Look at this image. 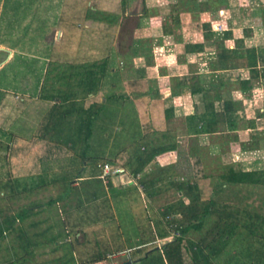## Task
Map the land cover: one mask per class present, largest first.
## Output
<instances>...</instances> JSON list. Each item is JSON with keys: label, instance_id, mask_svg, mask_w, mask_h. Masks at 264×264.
I'll return each mask as SVG.
<instances>
[{"label": "rangeland", "instance_id": "obj_1", "mask_svg": "<svg viewBox=\"0 0 264 264\" xmlns=\"http://www.w3.org/2000/svg\"><path fill=\"white\" fill-rule=\"evenodd\" d=\"M123 1L66 0V9L59 17V26L63 27L65 34L59 42L52 45V49L44 48L43 44L38 43L40 33L37 31L40 32L41 29H34L36 34L33 36L21 35L19 40L14 41L15 44L20 41L21 44L33 46L42 56L50 55L43 82L40 86L38 83H32L39 95L42 91H54V86L60 85L62 78L64 82L68 77L69 73L64 77L65 72H69L74 66L80 67L78 64H102L109 56L108 67L111 64L115 66L117 60L116 56H112L113 48H117L119 53L122 52V55H118L120 59L125 58L124 52H129L126 57L129 60L135 52L145 56L152 54L149 56L152 58H145L151 61L145 62L146 65L154 64L161 57V63L173 65L176 58H182V55L186 54L182 52L185 39L190 40L204 31L214 30L213 25L217 26V31L232 29L233 39L229 40L232 46L235 45L236 39L246 36L245 28H253L250 31L251 36L246 37L244 41L248 45L264 47V11L261 10L264 0H232L233 4L237 3L235 8L217 4V0H170V4L164 5H160L164 0H158L159 3L156 0H145L148 8L141 19L136 12L144 11L142 0H127L129 4L125 12ZM233 11H236V16H233ZM162 16H165L166 20L161 28L172 29L170 36H167L169 39L160 37L157 33L151 36L153 31L155 34L158 30L157 26L162 25ZM176 17L180 20H175ZM88 22L92 23V26L86 28ZM87 32L90 35L86 34ZM86 36L90 40L84 43ZM160 43L162 45H159ZM217 46H209L210 53L204 54V57H211L215 55L213 52H219ZM201 58V54L189 58L195 63L193 76L200 75L196 76L198 81H210L217 67L202 69L198 65ZM33 61L34 59L29 62L26 60L25 67L20 69L18 65L22 64L23 58L18 57L5 71L7 75L13 76V80L29 77V72L33 70ZM203 61L209 63L210 60ZM161 63L158 64L159 67L156 66L157 72L167 70ZM75 67L73 71L78 69ZM102 70V66L96 68L94 76L89 79L96 81V88L99 89L97 95H89L84 102V86L76 84L78 79H73L72 93L66 91L67 88L62 89L63 91L59 88L56 91L55 95L59 99L70 94L73 100H60L64 106L53 111L52 107L47 109L43 118L46 117L48 121L38 125L37 141H42V157L51 160L50 163H44L45 169L51 173L31 181L26 192L13 194V186L8 184L9 189H5L7 187L2 185L5 192L1 193L0 190L1 216L18 211L20 218L29 217L33 212L30 208L38 203L45 206L47 209L41 212H47L46 215L37 217L57 220L55 223L46 222L42 232L48 241L47 253L53 256V262L59 260V264H84L91 258L105 255L99 264H120L130 257L127 252H117H129V249H135L131 254L133 264H168L162 247L167 241L152 240L158 237L162 229L169 232V239L174 240L178 235V227L188 223L192 212L188 205L192 203L193 197L187 195L185 190H177L173 185L175 181H185L192 185L196 183L203 200L216 195V199L221 203L220 209L235 211V216L240 217L241 221L250 219L246 211L264 216L263 187L225 185L221 184L219 178L228 164L237 168H264V128L250 129L245 122L264 111V86H260L254 79L253 89L246 93H237L236 97L241 100L240 115L244 116L239 121L238 129L228 131L220 124L218 131L201 134L194 133V130L189 128L185 115V112L188 113L194 108L204 110L205 103L200 98L195 101L197 104H185L177 99L175 105L183 110L167 119L165 109L170 102H158L154 106L148 103L153 99L146 101V98L139 95V91L131 90L128 94L117 91L115 88L122 86V82L117 79L118 72L108 76L106 71L102 76ZM233 72L234 70H225L222 73L230 75ZM39 73L41 74L40 69L36 74ZM152 75L150 72L147 76L149 81L138 82L140 91L156 90L159 84ZM32 77L35 79L34 75L30 79ZM170 84H175L174 78ZM7 86L14 91L21 90L23 82H0V100ZM239 87V83L230 82L226 89L236 93ZM168 94L167 92L166 95ZM97 100L103 104L100 105L101 110L93 117L88 136L83 133V130L88 129V122H83L78 109L82 104L90 106ZM143 104L145 108H142ZM52 119H56V123L51 124ZM150 128H154L156 132L144 138L143 134L151 132L148 130ZM153 137L156 139L151 142ZM160 137L161 141H175L176 151L158 155L138 176L133 174L131 166H121L119 160H116L117 153L127 150L125 153L133 154L143 146H149L151 143L156 145ZM198 159L202 162L199 165L196 163ZM104 161H109L113 167H123L126 171L111 175V183L108 184L107 177H102L103 172L98 165L105 163ZM199 167L203 168L205 176L197 170ZM41 182L49 183L50 186L42 189L39 187ZM20 185L16 188H20ZM50 201L58 203L59 206H50ZM216 220L217 215L213 216L202 230H193L188 238L202 245L208 244L218 231L213 226ZM253 220L257 221L256 217ZM190 221L194 220L191 218ZM55 225L58 226L57 230L53 228ZM240 230L241 235L232 237L223 248L218 247L220 253L215 257L216 264H264V240L249 236L242 226L238 228V231ZM262 231L264 232V228ZM150 241L152 242L145 244ZM150 250L152 252L147 253ZM57 251L62 254L55 256ZM116 253L118 256L113 255ZM146 255L145 263L136 260L138 256Z\"/></svg>", "mask_w": 264, "mask_h": 264}, {"label": "crops", "instance_id": "obj_2", "mask_svg": "<svg viewBox=\"0 0 264 264\" xmlns=\"http://www.w3.org/2000/svg\"><path fill=\"white\" fill-rule=\"evenodd\" d=\"M65 1L66 0H0V82L14 80L23 82L21 90L14 91V89L7 86L6 89H4V95L0 100V178L3 177V179L0 180V190H2L1 193H3V191L5 192V190H3L4 186L7 187L5 189H9V186H13V189H11V191H14L12 192L13 194L26 192L28 190L29 183H32L31 181H35L38 177L51 173V171H47L44 166V163H50L51 160L49 158L42 157L44 152L40 148L42 141H37L36 133L38 125L42 122L47 109L54 105V101L41 99L39 97V91L35 90V85L32 84L38 83L40 86L43 82V76L47 73V62L50 59V55L48 54L42 56L34 50L33 46L21 44L20 41L15 44L14 41L19 40L18 38L21 35L33 36L36 34L35 31L37 29H41L40 32L37 31L40 33V36L37 38L38 43L43 44L42 47L44 48L52 49V45L59 42L65 34L63 27L59 26V23H61L59 21L61 12L66 9ZM156 1L159 3L158 0ZM142 2L144 11L136 12L140 19L144 17V12L147 7L145 0H142ZM163 2L164 3L160 5H164L165 3L170 4V0H164ZM90 3L93 5L92 1ZM161 19H163V21H161L162 25L157 26L160 29L158 28V30L155 31V34L153 31L151 36H154L157 33L158 36L167 38V36H170L172 33V29L171 27L168 29H162L166 18L165 16H162ZM152 20L153 18L150 20L151 27ZM89 26H92V23L88 22L85 27L88 28ZM86 34L90 35L89 32ZM167 39H169V37ZM89 40L90 39L86 36L83 42L85 43ZM189 41H194V37L190 40L185 39V43L182 45L184 51L182 52L186 54L182 55V58H176L173 65H167V62L161 63L162 57H159L160 59L158 61L155 60L156 62L154 64L146 65L149 60L145 58H152L149 57L152 54L145 56L143 54L139 55L135 52H133L132 57L129 60L126 59L129 52H124L125 58L120 59L118 58V55H122V52L119 53V50H116L117 48H113L114 51L112 56H116L117 63L115 66L111 64L108 67L107 74L108 76H112L114 72H118L117 79L122 82V86L119 85L120 88L117 86L115 90L122 91L125 94L131 92V90L137 92L139 91V95L146 98V101L153 99L148 101V103L154 104V106H156L158 102H170L167 108L172 110L173 116H176L177 112L183 110L180 106L178 107V105H175V101L177 99L184 101L185 104L188 102L194 104L195 98L198 97L197 95H190V92L187 89L183 92L173 94V90L177 89L179 79L184 76H189V81L193 83L194 80H198L196 76L200 77V75H196L195 77L193 76V74H195L193 73L195 63L192 62V59L189 60V58H191L192 55L201 54L202 60L200 59V63L198 65H200L202 69L209 67V63L207 61V63L203 61L204 59H210V57H208L209 55L204 57V54L207 55L210 53L209 46H206V50L203 52H186L185 46ZM159 45L162 44L160 43ZM129 49L131 50L132 47ZM18 57L23 58L22 64L18 65L20 69L25 67L26 60L29 62L34 59L31 65V69L33 70L29 72V77H23L22 79L14 78L13 80V76L7 75L8 73H6L5 70L10 64H13L15 59ZM43 61H45V63H43ZM34 63L39 65L35 66ZM149 63H151V61H149ZM159 63H161L162 67H166L167 70L157 72ZM156 66L158 67L156 68ZM39 69L41 70V74L39 73L37 75L36 73ZM179 69L184 71H177ZM4 71L6 74L3 73ZM150 72L153 73L152 76L157 80L159 85L155 91H140V88H138V82H146L148 80L147 76ZM202 73L204 74V72ZM32 75L35 76V79L34 77L30 79ZM173 78L175 79V84L171 85L170 82ZM201 82L203 81L201 80ZM145 92L147 93L145 94ZM167 92L169 93L168 95H166ZM142 108H145L144 104L142 105ZM194 111L195 108L188 113L185 112V115L187 116ZM18 184H21L20 188H16ZM2 185L4 186L1 187ZM47 186H50V184L46 182H41L39 184V187L42 189ZM48 204L50 206H59L58 203L54 204V201H50ZM42 206L38 203L33 208H30L33 212L29 217L25 216L24 218H20L18 216V211L3 217L1 216L2 208L0 207V264H59V260L57 262H53V256L51 257L47 253L49 251L48 241L42 232L46 226V222L50 221L51 223H55L57 220L55 219L51 221L50 218L46 217L38 218L37 216H45L47 213L41 212L46 208L45 206ZM53 228L57 230L58 226L55 225ZM137 250H139V248ZM133 251H135V249H129V252L127 250H123L117 253L124 254V252H127L130 259L125 262L131 261L130 264H133L131 259ZM59 252L57 251L55 256L62 254L61 251ZM117 253L113 255L118 256ZM140 258L141 257L138 256L136 260L141 262L139 260ZM99 261L84 262V264H99ZM136 264L141 263L137 262Z\"/></svg>", "mask_w": 264, "mask_h": 264}, {"label": "trees", "instance_id": "obj_3", "mask_svg": "<svg viewBox=\"0 0 264 264\" xmlns=\"http://www.w3.org/2000/svg\"><path fill=\"white\" fill-rule=\"evenodd\" d=\"M123 2V12H125L129 2L127 0H124ZM216 3L225 4L227 8H235L234 6L237 4H233L232 0H217ZM146 10L147 7L145 11ZM261 10L264 11V7H262ZM233 16H236V11H233ZM175 20L179 21L180 18L176 17ZM252 29L253 28L250 27L245 28L246 36L236 39L234 46H230L228 43L230 39H233L232 29H226L223 31L211 29L209 31H204L198 37H194V41H189L185 46V51L191 53L203 52L206 50V46H212L215 44L218 45L217 47L220 49L219 52H213L215 55H211L209 59V66L217 67L214 71V76L210 79V81L201 82L194 80V82L191 83L189 81V76H184L179 79L177 89L173 90V94H177L187 89L189 90L190 95L198 96L195 98L194 102L200 98V100H203L205 103L203 111L196 109L194 112L186 116V119L189 122V128L194 130V133L205 134L216 132L218 131V126L220 124L224 125L228 131H235L238 129L239 121H241L244 116L240 115L241 100L236 97L237 93L248 92L253 89L254 79L259 82L260 86H264V47L257 46L255 44L248 45L244 41L246 37L251 36L250 31H252ZM215 57L217 58L214 61L213 59ZM108 59L109 56L106 57L102 64H97L95 62L86 65L78 64L80 67L74 66L76 69L78 68L74 71V67L70 68L69 72H65L66 75L64 77L67 76V73L69 74L68 77L65 78L64 82H62V78L59 81L60 85L54 86V91H51V93L42 91L39 97L43 100L54 101V105L51 108L52 111L60 108V106H64L62 102L73 100V97H71L72 95L66 94L62 99H59L55 93L59 88H61L59 89L61 91H63L62 89L67 88L66 91L72 93V87L74 84L73 79H78L79 81H76V84L84 86L83 102L87 100L91 94L96 96L99 90L96 88V81L94 82L89 79L94 76L96 68H101V66L103 69L102 76H104L108 68ZM223 70H234V72L230 75H224L221 72ZM230 82L240 84L236 93H232L226 89ZM60 100H62V102ZM102 104V101L97 100V102H93L90 106L82 104V106L78 109L79 113L82 114L81 116L83 122H88V129L83 130V133H86L88 136L91 132L90 128L93 117L101 110L100 105ZM262 105L264 108V101L262 102ZM172 114V110L167 108L165 118H170L173 116ZM47 121L46 117L42 119V123L46 124ZM56 121V119H52L50 122L51 124H54ZM245 122L247 128L250 129L264 128V111L259 113L257 117L247 119ZM148 130H151V132L147 131L144 133V138L151 136L152 132H156L154 131V128H150ZM237 136L236 138H238ZM152 139L153 140H151V142H153L156 138L153 137ZM176 149L177 143L175 141H161L160 137V141L156 143V145L151 143L149 146H143L142 149H139L140 151L136 150L133 154H130V152L125 153L127 150H124L117 153L115 157L116 160H119L121 166H131L133 174L137 175L149 164H151L158 155L166 152H173L176 151ZM196 163L199 165L202 162L198 159ZM197 170L203 174L202 176H205L202 167H199ZM110 176L107 177L108 184L111 183ZM219 178L221 180V184L225 185H251L257 188H264V168H237L235 165L228 164L225 171L219 175ZM2 179L3 177L0 178V180ZM173 185L177 190H185L187 195L193 197V200L191 201L192 203L188 206L191 208L192 212L190 216L194 221L191 222L190 218L188 219V223L179 226L178 235H176L174 240L169 239V232L165 229L160 230L158 237L156 236L152 240L156 241L157 239H165L167 241L162 247L168 259V264H216L215 257H217L220 253V248L218 247L222 246L221 248H223L224 245L229 243L232 237L241 235L242 230L238 231L240 226H242L244 230L248 231L249 236L255 237L258 240H264V232L262 231L264 228V216L262 214H253L251 211H246V214H248L250 219L241 221L242 219L240 217L238 218L235 216L237 214L235 211L228 210L226 208H224V210L220 209L219 205L221 203L218 199H216V195H211L206 200H203L196 183L192 185L185 181H175ZM216 190L215 193H217ZM215 215L218 216V220L215 221L213 226L214 228H217L218 231L208 244L202 245V243H196L188 238V235L193 230H202L208 221ZM254 217H256L257 221L253 220ZM147 243L149 242H146L145 244ZM156 249H158V247ZM148 252L152 251L150 250L147 251V253ZM105 257L106 255L91 258L89 262L99 261ZM146 258L147 255L144 257L142 256L139 260L142 263H145Z\"/></svg>", "mask_w": 264, "mask_h": 264}, {"label": "built area", "instance_id": "obj_4", "mask_svg": "<svg viewBox=\"0 0 264 264\" xmlns=\"http://www.w3.org/2000/svg\"><path fill=\"white\" fill-rule=\"evenodd\" d=\"M99 167L101 168V170L103 172V174H102L103 178H106L110 175H118V174L124 173L126 171L125 168L120 167V166L113 167L111 165V163H109V162L100 163ZM139 174H137L136 176H138Z\"/></svg>", "mask_w": 264, "mask_h": 264}, {"label": "clouds", "instance_id": "obj_5", "mask_svg": "<svg viewBox=\"0 0 264 264\" xmlns=\"http://www.w3.org/2000/svg\"><path fill=\"white\" fill-rule=\"evenodd\" d=\"M216 27H217L216 25H213L214 30L216 29ZM228 43H229L230 46L232 45L231 41H229Z\"/></svg>", "mask_w": 264, "mask_h": 264}, {"label": "water", "instance_id": "obj_6", "mask_svg": "<svg viewBox=\"0 0 264 264\" xmlns=\"http://www.w3.org/2000/svg\"><path fill=\"white\" fill-rule=\"evenodd\" d=\"M131 263V261H128V262H125V263H123V264H130Z\"/></svg>", "mask_w": 264, "mask_h": 264}]
</instances>
